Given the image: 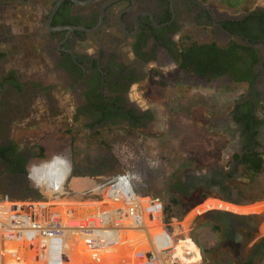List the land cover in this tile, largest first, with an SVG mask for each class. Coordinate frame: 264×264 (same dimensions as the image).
<instances>
[{
    "label": "flooded vegetation",
    "instance_id": "af4514ba",
    "mask_svg": "<svg viewBox=\"0 0 264 264\" xmlns=\"http://www.w3.org/2000/svg\"><path fill=\"white\" fill-rule=\"evenodd\" d=\"M57 1L0 0V195L29 192L22 169L43 148L36 137L15 136L16 130H36L56 119L68 131L71 154L83 133L89 140L103 139L116 128L157 137L164 133V127L155 126L160 118L149 105V83L181 71L184 46L208 34L223 46L254 37L259 62L224 116H202L204 130L226 137L232 149L227 165L213 162L202 168L199 156L206 140L193 135L185 146L188 165L171 185L185 198L198 191L201 199L214 193L235 205L250 201V192L235 182L245 174L235 157L247 151L264 154V17L260 22L249 18L251 12H263L264 4L231 11L217 0H91L85 5L62 0L52 13ZM133 89L141 92L138 98L132 97ZM200 220L191 221L187 234L201 250V264H244L261 239L255 241L243 229L237 240L223 241L218 225Z\"/></svg>",
    "mask_w": 264,
    "mask_h": 264
},
{
    "label": "rangeland",
    "instance_id": "374dc122",
    "mask_svg": "<svg viewBox=\"0 0 264 264\" xmlns=\"http://www.w3.org/2000/svg\"><path fill=\"white\" fill-rule=\"evenodd\" d=\"M217 4L221 8L238 11L244 10L246 7L253 9L256 6L263 5L264 0H244L237 7H228L223 0H217ZM195 38L198 41H211L212 39L208 34H205V36L198 34ZM150 82L149 105L156 115H159L160 121L158 122L161 123L162 118L163 124L161 126L157 122L155 126L160 131L163 127L165 130L162 134L158 132L161 134L158 137L157 134L149 136L137 131L126 132L124 129L118 128L110 131L103 139L100 138V135L89 140L86 138V134L83 133L74 142L77 150L71 154L67 136L68 131L64 129V126L59 125L56 119L43 121L42 127L36 128V130L34 128L32 130L28 128L16 130L14 135H19V137L25 135L26 140L33 139V137L39 139L47 155L38 159H46L53 154L66 157L71 164L72 174H82L93 177L96 181H103L118 173H128L133 176L132 181L137 191L158 196L163 203H168L170 197L176 198L179 200V204L176 206L178 208L177 218L175 221L173 220V226H179L177 232L180 234L188 235V226L196 215L209 208H218V203H215V201H219L220 198L215 196L214 193H207L206 195L203 194L204 198L201 199L198 191L191 192V195L185 198L173 190L172 180L182 175L185 165H188L185 160V155L188 156V149L185 147L189 143L187 139H190L193 135L196 138H205V148H201L205 149V152L199 156L200 161L203 163L202 168L210 166L213 162L227 165L226 161L232 151L229 146H226V137L223 133L217 132V134H214V130H204L193 120H197L199 123L203 122L202 111L205 105L209 109L212 108L211 115L216 116L217 114V118L224 116L234 104L236 98L245 92L247 84L232 82L228 77L208 81L181 71H172L170 74L162 75ZM140 94L139 90L138 92L135 89L132 90L134 99L138 98ZM214 106L217 107L216 110ZM28 131H32L33 134L28 133ZM18 141L23 142L24 140L20 138ZM215 141H217V144H215ZM33 171L40 179L37 181L39 188H44V185L51 187V189L60 187L56 172L53 173L50 179L42 180L45 174L50 173L49 166L36 167ZM235 182L244 187L247 193L250 192L249 199L254 206V211H264V169L255 182H252L248 175L243 172ZM242 182L249 184L247 186L242 185ZM28 184L30 186L29 181ZM15 197L18 198V196ZM58 202L65 207L67 201ZM77 204L84 205L86 202L77 201ZM230 208L246 210V208H236L234 206ZM259 234L261 238L264 237V220L259 226ZM186 243L192 247L196 245L189 237H186V240L179 241V246L184 245L182 248H186ZM80 245H84L83 249L85 248V251H87L84 252L83 250L82 260H84L89 256L90 249L81 242ZM196 247L192 249L187 247L186 249L190 253L192 250L197 251ZM8 251L9 254L13 252L10 254L14 259L13 262L18 263L15 254L17 250L12 248ZM9 254L4 255L3 262L11 259ZM130 259L132 258L127 260V264H129ZM198 259V256H193L189 261L192 262L191 264H197L194 262H197ZM262 264H264V261Z\"/></svg>",
    "mask_w": 264,
    "mask_h": 264
},
{
    "label": "built area",
    "instance_id": "2783aa9c",
    "mask_svg": "<svg viewBox=\"0 0 264 264\" xmlns=\"http://www.w3.org/2000/svg\"><path fill=\"white\" fill-rule=\"evenodd\" d=\"M41 166L50 167V173L42 180L68 169L59 188L46 185L39 188L40 179L33 170ZM71 172L69 160L62 155L35 159L26 173L30 187L41 197L22 199L0 195V264L4 255L9 254L4 251L6 242L19 243L25 259L38 260L39 264H65L71 248L80 242L91 250L109 245L126 251L131 246V264H191L189 260L193 256L199 257L194 263L200 264L199 247L186 243L189 249L197 246V251L189 253L187 247L179 246V241L189 236L173 234V219L164 220L163 201L137 191L132 175L118 173L98 181L97 186L77 193L82 199L69 201L63 198L74 194L67 185ZM97 191L101 193L94 195ZM61 200L67 201L65 207L58 202ZM76 201L86 204L76 205ZM122 254L119 251L118 255Z\"/></svg>",
    "mask_w": 264,
    "mask_h": 264
},
{
    "label": "trees",
    "instance_id": "16d2710c",
    "mask_svg": "<svg viewBox=\"0 0 264 264\" xmlns=\"http://www.w3.org/2000/svg\"><path fill=\"white\" fill-rule=\"evenodd\" d=\"M244 0H223L228 7H237ZM248 10V8H244ZM264 17V11L249 13V18L261 21ZM249 44L239 43L236 40L229 41L226 45H220L214 41H189L183 48L179 67L184 73L191 76L206 79L208 81L216 80L222 77H228L232 82L249 84L254 77V67L259 62V54L254 37L248 36L246 39ZM47 153L42 147L35 153L36 158H44ZM243 166L245 174L252 182H255L264 169V156L261 152L247 151L243 157H235ZM26 173V168L22 169ZM28 193L20 195L18 198L31 197L39 198L41 194L30 186L27 187ZM31 193V194H30ZM4 195V194H3ZM12 198H16L11 196ZM179 200L174 197L169 198L168 203H164V220L171 222L177 218ZM114 252L108 257L113 258ZM264 261V237L254 246L253 251L244 264H262Z\"/></svg>",
    "mask_w": 264,
    "mask_h": 264
},
{
    "label": "water",
    "instance_id": "95a60500",
    "mask_svg": "<svg viewBox=\"0 0 264 264\" xmlns=\"http://www.w3.org/2000/svg\"><path fill=\"white\" fill-rule=\"evenodd\" d=\"M62 0H58L54 7L52 13L58 7ZM75 3L79 5H85L91 2V0L86 1H78L73 0ZM249 44V42H246ZM1 90L2 86L0 83V110H1ZM159 117V115L157 114ZM68 188L74 193L72 196L63 198L64 200H80L82 199L77 193L87 190L89 188L95 187L98 185V181H96L93 177L90 176H70L68 181ZM101 191H97L94 195H99ZM237 204V203H235ZM238 204L249 205L251 201L249 200H240ZM200 216V221L205 222L209 221L213 224L218 225L221 228L222 240L230 239V237L240 238V235L243 233V229L251 232L254 240L257 241L261 238L259 231L257 230L260 224L264 220V211L262 212H236L224 208H213L210 210H205L202 213H198L196 217ZM176 220L175 218L173 219ZM179 226H173V234L178 235Z\"/></svg>",
    "mask_w": 264,
    "mask_h": 264
},
{
    "label": "crops",
    "instance_id": "0c3cea01",
    "mask_svg": "<svg viewBox=\"0 0 264 264\" xmlns=\"http://www.w3.org/2000/svg\"><path fill=\"white\" fill-rule=\"evenodd\" d=\"M216 108L217 107H215L214 106V109L216 110ZM211 112H212V108H208L206 105L205 106H203V111H202V114H203V116H204V120H210V119H212V117H215V118H217V114H216V116H214V115H211ZM160 118V117H159ZM159 121H160V119H159ZM195 122H196V124H198L199 126H202V125H204V123L203 122H198L197 120H195ZM158 123H160V122H158ZM162 124V118H161V123H160V125ZM163 125V124H162ZM161 125V126H162ZM207 127H209V124L207 123ZM35 159H38V158H33V159H31V161H34ZM30 161V162H31ZM74 174H75V176H86V175H80V174H76V173H73L72 174V172H71V176H74ZM36 194L35 193H32L31 194V197L32 196H35ZM31 197H28V198H31ZM22 199H24V198H22ZM234 206V207H236V208H246V210L245 209H243V210H236V209H232V208H230L231 206ZM230 207H229V206ZM253 204H251V205H235V204H231V203H227V202H224V201H222V200H219L218 201V208H224V209H230V210H232V211H236V212H255L254 211V209H253ZM194 242V241H193ZM195 243V242H194ZM196 244V243H195ZM18 245V246H17ZM129 245H132V243L131 244H129ZM11 246V247H10ZM84 247V246H83ZM11 248H14L15 250H17V251H15V254L17 255V262L19 263V264H22V262H23V264H30L31 262H30V258H27V259H25V257H24V253H23V249H22V247L20 246V244L19 243H13V242H10V245H9V250L11 249ZM7 249V250H8ZM200 249V248H199ZM132 247L130 246V247H127V249H126V251H123V249H121L120 248V246L119 247H117V248H114V249H112V250H108L107 252H104V253H100V254H98L97 256H95L91 261H90V263L89 264H127V260L129 259V258H133V254H132ZM119 251H121V253H123L122 255H118V253H119ZM201 251V250H200ZM7 252V251H6ZM112 252H114L115 253V255H114V257L113 258H110V257H108V255L110 254V253H112ZM11 253H13V252H10V254ZM202 254V253H201ZM8 255V254H7ZM9 257V256H8ZM21 257V258H20ZM31 257H33V254H31ZM11 258V259H10ZM10 258H8V259H10V260H8L7 262H3V264H18V263H15V262H13V258H12V255H10ZM121 259H123L124 260V262H122L121 263ZM202 261V260H201ZM129 264H131L130 263V261H129ZM200 264H201V262H200Z\"/></svg>",
    "mask_w": 264,
    "mask_h": 264
},
{
    "label": "bare ground",
    "instance_id": "6f19581e",
    "mask_svg": "<svg viewBox=\"0 0 264 264\" xmlns=\"http://www.w3.org/2000/svg\"><path fill=\"white\" fill-rule=\"evenodd\" d=\"M68 172V169L65 170L64 172L62 173H56V178H57V181H58V184L61 185L66 173ZM62 201V200H61ZM71 201V200H69ZM69 203H74V202H68L67 204ZM66 205V203H65ZM76 205H77V201H76ZM5 244V247H4V251H8L6 250V248L8 249L9 248V245H10V242H6L4 243ZM17 244V243H16ZM105 244V242L103 243ZM18 246V245H17ZM83 246L84 245H79L77 247H73L71 248V251L69 252L68 256H67V260H66V263L65 264H89V261L90 259L93 257V256H96V254H100V253H104V252H107L108 250H112L114 248H117L119 246H109V245H102V247H96L95 249L91 250L90 249V252L88 250V254L89 256L87 258H85L84 260H82V254H83V250L84 252H87L85 251L86 249L84 248L83 249ZM86 246V245H85ZM11 247V246H10ZM12 249V248H11ZM68 252H66L67 254ZM85 255V253H84ZM66 256V255H65ZM21 258V257H20ZM66 259V257H65ZM19 264V263H18ZM23 264V262H22ZM30 264H39L38 263V260H33V262H31Z\"/></svg>",
    "mask_w": 264,
    "mask_h": 264
}]
</instances>
